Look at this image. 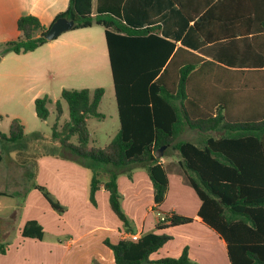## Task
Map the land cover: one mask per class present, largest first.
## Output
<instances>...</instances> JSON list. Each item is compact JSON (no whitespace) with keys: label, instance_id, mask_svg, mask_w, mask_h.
Returning <instances> with one entry per match:
<instances>
[{"label":"trees","instance_id":"trees-1","mask_svg":"<svg viewBox=\"0 0 264 264\" xmlns=\"http://www.w3.org/2000/svg\"><path fill=\"white\" fill-rule=\"evenodd\" d=\"M173 5L176 10H171ZM60 17L73 19L74 29L102 27L108 51L119 128L103 148L90 147L87 127L88 119L103 118L98 111L102 88L63 89L55 102L48 96L34 100L41 121L48 119V106L54 105L52 138L90 171V202L103 183L112 212L127 234H133L121 209L118 174L104 171L144 167L158 207L167 194L168 178L155 153L170 149L179 155L181 172L201 203L200 220L226 243L229 262L264 264V0H97L94 15L91 0H69L66 11L55 19ZM159 21L177 23L173 36L178 38L193 22L186 32L193 43L185 34L182 39L183 46L191 44L194 51L187 61L179 56L184 48L173 53L175 44L159 36ZM17 30L16 40L0 45V60L7 53L33 52L48 42L43 36L47 28L35 16H21ZM62 103L69 118L63 137L57 135ZM185 129L200 133L201 142L179 141ZM24 136L23 123L14 118L8 134L0 132V144L16 143ZM22 155L18 153L19 163L31 162ZM28 178L34 179V173ZM33 188L62 211L44 187L33 183ZM192 221L162 213L154 230L136 241L105 245L114 264H192L186 249L176 259H150L171 239L157 231ZM20 234L41 240L43 231L30 221Z\"/></svg>","mask_w":264,"mask_h":264},{"label":"crops","instance_id":"crops-1","mask_svg":"<svg viewBox=\"0 0 264 264\" xmlns=\"http://www.w3.org/2000/svg\"><path fill=\"white\" fill-rule=\"evenodd\" d=\"M26 1L10 0V4L15 7L26 4ZM60 2L55 9V18L66 11L69 0H36L27 15L37 17L42 24V8ZM176 9L175 5L171 7V10ZM96 13L97 0H91V14ZM175 24L177 25L175 22L159 21L155 25L160 28V37L175 44L173 53L179 47L184 48L185 52H180L179 56H185L187 61L188 53L194 52L190 49L193 40L186 35L193 22L187 24L180 38L173 36L177 31ZM146 26L147 24L143 25V28ZM90 29L91 27L73 29L60 38L59 48H64L69 55L67 58H74L73 54L78 49L88 51L86 56H92L90 50L95 34ZM184 34L190 45L184 43L183 46ZM10 40L14 39L8 41ZM127 54L128 51L125 56ZM35 99L33 97L32 101ZM202 138L197 131L185 129L178 140L200 143ZM7 150L13 152V156L6 154ZM0 152V193L6 194L0 196V249L4 250V253H0V264H114L113 253L105 242L116 244L128 232L112 212L109 193L103 183L94 195V203L90 202V171L79 158L62 147L59 152L41 153L31 149L20 150L15 143L8 142L0 144ZM19 152L23 153L22 160L31 162L19 163ZM171 155H174L173 159ZM179 162V155L172 150L161 157V163L167 172L168 191L158 207L153 203L152 183L144 167L131 166L116 170L107 167L104 172L105 175L114 172L118 174L117 190L121 196V209L130 222L133 234L140 237L143 233L152 232L162 213L193 219L189 224L157 231L171 239L150 256L151 260L176 259L186 249L192 264H231L226 243L200 220L198 211L201 203L186 182ZM33 173L34 179L28 178ZM33 183L44 187L62 211L53 209L41 193L33 188ZM30 221L41 226V240L21 236L20 230Z\"/></svg>","mask_w":264,"mask_h":264},{"label":"rangeland","instance_id":"rangeland-1","mask_svg":"<svg viewBox=\"0 0 264 264\" xmlns=\"http://www.w3.org/2000/svg\"><path fill=\"white\" fill-rule=\"evenodd\" d=\"M35 2L36 0H27L26 4L13 7L10 0H0V45L19 37L16 21L18 17L27 15ZM60 4L61 2L57 5L49 4L40 11L42 24L46 28L54 21L55 9ZM103 30L100 26L90 29L95 34L90 50L92 56H86L88 51L78 49L73 54L74 58H67L69 55L59 46L60 38L68 34V31L34 52L19 55L7 53L1 58L0 132L7 135L10 121L14 118L21 119L25 126V136L15 143L17 148L41 153L59 152L61 146L58 140L52 138V126L56 123L55 107L53 104L48 106L49 117L46 121H41L35 115L32 98L48 96L54 102L60 99L63 89L92 91L102 88L104 94L98 111L103 118H90L87 121L92 139L90 147L103 148L115 136L119 123ZM62 111L57 122V135L63 137L66 134L65 124L69 121L65 103H62ZM169 151L171 150H163V153ZM7 153L13 156V152L7 150ZM170 157L173 159L174 155Z\"/></svg>","mask_w":264,"mask_h":264},{"label":"water","instance_id":"water-1","mask_svg":"<svg viewBox=\"0 0 264 264\" xmlns=\"http://www.w3.org/2000/svg\"><path fill=\"white\" fill-rule=\"evenodd\" d=\"M75 21L73 19H67L64 17H60L55 19L52 24L47 28L44 33V38L50 42L55 40L62 33L71 31L74 29ZM164 149H159L155 153L156 158H161Z\"/></svg>","mask_w":264,"mask_h":264},{"label":"built area","instance_id":"built-area-1","mask_svg":"<svg viewBox=\"0 0 264 264\" xmlns=\"http://www.w3.org/2000/svg\"><path fill=\"white\" fill-rule=\"evenodd\" d=\"M139 238L138 234H126L124 239H128L131 241H136Z\"/></svg>","mask_w":264,"mask_h":264}]
</instances>
